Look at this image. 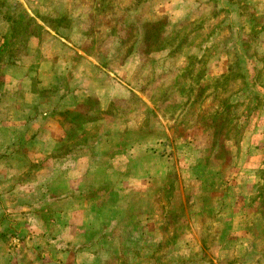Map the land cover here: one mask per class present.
Listing matches in <instances>:
<instances>
[{
	"label": "rangeland",
	"instance_id": "obj_1",
	"mask_svg": "<svg viewBox=\"0 0 264 264\" xmlns=\"http://www.w3.org/2000/svg\"><path fill=\"white\" fill-rule=\"evenodd\" d=\"M0 264H264V0H0Z\"/></svg>",
	"mask_w": 264,
	"mask_h": 264
}]
</instances>
